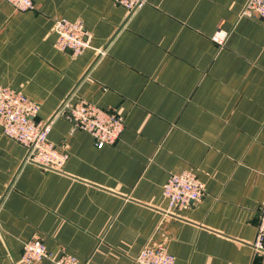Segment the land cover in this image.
<instances>
[{"label": "crops", "instance_id": "0c3cea01", "mask_svg": "<svg viewBox=\"0 0 264 264\" xmlns=\"http://www.w3.org/2000/svg\"><path fill=\"white\" fill-rule=\"evenodd\" d=\"M246 2L146 0L129 12L113 0H0V84L37 102L69 153L42 168L0 125V264H26L33 237L82 264H135L146 242L176 264H264L251 245L264 206V26L241 15ZM56 18L81 21L91 47L57 49ZM79 100L124 117L114 143L74 127L65 104ZM185 169L203 194L169 210L163 185Z\"/></svg>", "mask_w": 264, "mask_h": 264}, {"label": "built area", "instance_id": "2783aa9c", "mask_svg": "<svg viewBox=\"0 0 264 264\" xmlns=\"http://www.w3.org/2000/svg\"><path fill=\"white\" fill-rule=\"evenodd\" d=\"M19 10H29L33 0H7ZM146 0H113L131 12L142 6ZM241 15L257 18L264 26V0H247ZM55 46L59 50L80 54L91 47V33L79 20L56 18ZM212 39L221 44L223 41L215 34ZM101 51V50H100ZM67 115L74 127L88 132L95 145L102 147L114 143L124 129V117L114 109H104L86 100L65 104ZM38 104L21 91L0 84V125L3 132L14 138L26 148V160L45 169L59 170L67 161L69 153L61 150L48 139L51 123L36 119ZM163 194L170 209L189 207L203 194V184L193 169H185L171 174L163 185ZM258 223L252 248L264 253V206L259 209ZM49 260L54 264H82L78 258L61 250L59 256L47 250L39 237L23 243L21 261L35 264ZM135 264H176L175 257L163 243L146 242L134 258Z\"/></svg>", "mask_w": 264, "mask_h": 264}]
</instances>
